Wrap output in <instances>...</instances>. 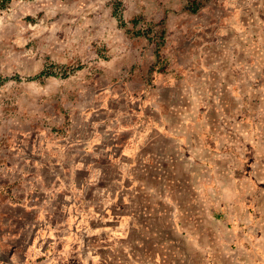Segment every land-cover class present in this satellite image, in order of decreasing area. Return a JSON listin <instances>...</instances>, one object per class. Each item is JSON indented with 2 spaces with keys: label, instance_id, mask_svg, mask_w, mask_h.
Segmentation results:
<instances>
[{
  "label": "rangeland",
  "instance_id": "1",
  "mask_svg": "<svg viewBox=\"0 0 264 264\" xmlns=\"http://www.w3.org/2000/svg\"><path fill=\"white\" fill-rule=\"evenodd\" d=\"M0 76V264H24L48 144L70 142L77 121H140L173 86L192 164L199 120L221 138L206 181L222 191L209 208L223 238L207 258L264 264V0H15L0 11Z\"/></svg>",
  "mask_w": 264,
  "mask_h": 264
},
{
  "label": "crops",
  "instance_id": "2",
  "mask_svg": "<svg viewBox=\"0 0 264 264\" xmlns=\"http://www.w3.org/2000/svg\"><path fill=\"white\" fill-rule=\"evenodd\" d=\"M166 90L163 103L142 104L140 121H77L70 142L48 144L37 161L47 179L29 210L24 264H216L207 255L214 259L223 227L209 207L222 204V191L206 176L221 164V138L213 132L210 144L209 121L199 120L194 142L203 147L192 164L185 145L193 138L174 114L185 108L173 102L183 92Z\"/></svg>",
  "mask_w": 264,
  "mask_h": 264
},
{
  "label": "trees",
  "instance_id": "3",
  "mask_svg": "<svg viewBox=\"0 0 264 264\" xmlns=\"http://www.w3.org/2000/svg\"><path fill=\"white\" fill-rule=\"evenodd\" d=\"M14 1L15 0H0V11L7 9ZM196 10H197V8H194L193 9V12H195ZM163 39H164V34H163ZM160 47L161 46H159L157 48V53H156V55H157L158 58H160V51H161L160 50L161 49ZM41 75H45V73H43ZM2 80H3V78L0 76V84H1Z\"/></svg>",
  "mask_w": 264,
  "mask_h": 264
},
{
  "label": "water",
  "instance_id": "4",
  "mask_svg": "<svg viewBox=\"0 0 264 264\" xmlns=\"http://www.w3.org/2000/svg\"><path fill=\"white\" fill-rule=\"evenodd\" d=\"M12 78H18V79H31V78H23L21 75H15V76H10V77H7L6 79H12Z\"/></svg>",
  "mask_w": 264,
  "mask_h": 264
}]
</instances>
